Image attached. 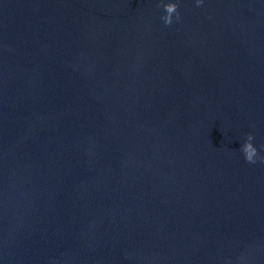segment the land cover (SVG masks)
Here are the masks:
<instances>
[{"label":"water","instance_id":"95a60500","mask_svg":"<svg viewBox=\"0 0 264 264\" xmlns=\"http://www.w3.org/2000/svg\"><path fill=\"white\" fill-rule=\"evenodd\" d=\"M164 3L0 0V264H264V0Z\"/></svg>","mask_w":264,"mask_h":264},{"label":"clouds","instance_id":"9594fccd","mask_svg":"<svg viewBox=\"0 0 264 264\" xmlns=\"http://www.w3.org/2000/svg\"><path fill=\"white\" fill-rule=\"evenodd\" d=\"M180 0H167V3L163 4L164 12L160 19L165 26H170L180 20V13L178 11ZM205 0H195L197 7L203 5ZM161 5V4H160ZM244 159L250 163L255 164L257 161L264 162V155L260 154V151L254 144V136L252 133H248L243 140V143L239 151Z\"/></svg>","mask_w":264,"mask_h":264}]
</instances>
